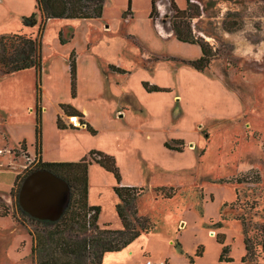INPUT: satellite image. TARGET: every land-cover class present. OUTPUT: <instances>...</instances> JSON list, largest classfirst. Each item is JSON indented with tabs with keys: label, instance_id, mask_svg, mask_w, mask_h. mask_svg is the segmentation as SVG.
<instances>
[{
	"label": "rangeland",
	"instance_id": "1",
	"mask_svg": "<svg viewBox=\"0 0 264 264\" xmlns=\"http://www.w3.org/2000/svg\"><path fill=\"white\" fill-rule=\"evenodd\" d=\"M27 1L0 0V13L5 8L9 11L7 17L0 18V36L35 32V28L24 31L20 18L25 15L16 13ZM173 1L185 10L176 15L179 19L174 20L169 0H156L150 18L156 31L168 37L160 55L145 51L158 46L144 25L151 0H132L129 11L128 0H105L102 18L110 31L103 33L100 28L91 34L97 56L128 72L111 73L109 79L118 81L121 90L129 86L135 96L126 99L131 105L132 125L128 115L124 119L138 137L137 143L132 142L130 161L139 166L133 186L142 187L143 192L134 206L137 216L154 224L151 233L139 236L120 252L106 254L102 264H145L147 260L219 264L223 247L229 251L231 264H242L244 237L253 252L246 264H264V0H189V5L186 0ZM128 13L133 16L130 25L124 18L120 21ZM63 22L76 28L80 21ZM173 22L189 26L193 40L211 48L212 57L202 72L182 63L199 57H183L189 51L175 39ZM56 24L44 30L48 43L55 37ZM127 29H136L130 31L132 35L142 33L138 40L144 47L127 35ZM70 30L64 34L71 35ZM101 60L97 62L103 67ZM34 78L32 70L5 75L0 69V132L6 136L5 142L0 134V149L13 148L20 136L25 140L34 137ZM142 81L170 92L148 93ZM43 86L48 90L46 83ZM41 92V97L51 99L52 93ZM110 97L106 95L109 104ZM96 131L100 147L119 148L118 153L127 158L123 149L129 142L105 128ZM161 139L181 152L169 149L175 154L166 153ZM177 140H182V145ZM20 144L3 158L0 155V161L9 165L0 181V211L2 206L8 209V218L0 217V264H33L28 233L40 229L20 215L10 194L20 185L13 172L18 169L21 175L22 166L29 168L35 163H29L26 145L22 150ZM156 188L167 192L171 188L173 196L162 199ZM95 193L97 188L92 190ZM113 200L117 203L113 190L104 188L98 200L100 228L121 229Z\"/></svg>",
	"mask_w": 264,
	"mask_h": 264
},
{
	"label": "trees",
	"instance_id": "2",
	"mask_svg": "<svg viewBox=\"0 0 264 264\" xmlns=\"http://www.w3.org/2000/svg\"><path fill=\"white\" fill-rule=\"evenodd\" d=\"M156 0H151L149 17L155 13ZM104 0H35V10L28 16L20 18L23 27L33 28L38 25L37 33L4 34L0 36V69L5 75L32 69L34 71V154L35 163L25 168L23 174L18 175L20 185L23 179L33 171L48 170L66 181L70 187V197L67 207L57 222L40 221L29 217L19 208V213L29 220L40 225V229L29 231L31 241V257L33 264H102L106 254L117 253L128 247L135 239L143 234H149L154 229V224L144 216H137L134 206L135 200L142 194L143 188L137 186H121V174L113 156L98 150H91L76 162H42L41 152V35L44 32L47 20L50 19H72L87 20L101 18ZM189 5L190 1L186 0ZM170 7L174 11V20L179 19L176 15H183L185 10H180L173 0H169ZM131 0H128V10ZM172 31L175 39L188 44H198L202 55L194 60H182V63L190 66L197 72H202L209 64L212 57L211 48L193 40L189 26L181 22H173ZM32 35V36H31ZM34 36V37H33ZM59 40L64 43L59 32ZM76 54L71 52L68 58L70 74V95L76 96ZM117 73H128L115 66H109ZM144 90L151 92H169V89L141 83ZM64 117L58 116L56 125L58 129L79 128L85 126L91 135L97 131L88 122L83 120V114L69 104H60ZM78 118V126L71 124L69 119ZM182 145V140H177ZM167 149L181 152L179 147H171L168 143ZM25 150V141L20 144ZM16 153V152H15ZM98 164L105 171L111 173L116 180L112 188L118 202L115 205L116 214L121 223V229L115 230L109 226H98V215L100 208L91 206L88 202V167ZM11 189L10 194L17 203L18 191ZM155 192L162 199H170L173 191L170 188H156ZM18 204V203H17ZM8 209L2 206L0 217H6ZM20 221V220H19ZM22 222V221H21ZM244 234V222L242 221ZM90 232V236L85 234ZM219 243L221 239H217ZM245 254L240 263L246 264L253 257V252L247 237L243 239ZM264 250V245L261 246ZM228 249L223 247L218 263L231 264ZM189 264H195L190 260Z\"/></svg>",
	"mask_w": 264,
	"mask_h": 264
},
{
	"label": "crops",
	"instance_id": "3",
	"mask_svg": "<svg viewBox=\"0 0 264 264\" xmlns=\"http://www.w3.org/2000/svg\"><path fill=\"white\" fill-rule=\"evenodd\" d=\"M27 2L28 4L26 7L18 6V8H16V13L25 16L30 15L35 10V0H28ZM0 14V18L3 19L4 17L8 16L9 11L5 8ZM102 17L103 12L101 18L79 20L80 22H76L78 23V26L76 28H72L71 24L63 22L65 20L73 21L72 19H50L46 22L45 29H47V27L52 23L57 24L55 28V37L53 40H51V42L48 43V41L44 40V32L41 35L42 62L40 87L42 88L43 93H52V97L50 100H46L47 98L41 97L40 160L42 162H76L84 155H86L89 151L98 150L108 155L112 154L115 157L116 164L119 167L121 174L120 185L133 186L135 185L133 178L136 176L139 166L138 164L136 165L135 163H132V161H130V156L133 154L132 142L137 143L138 137L136 133L137 131L133 129L127 122H125L124 119H126L128 115L129 123L132 125V116H130L129 114L131 105L129 106L126 104V99H134L135 96L133 95V92L129 86L124 87V89L121 90L118 81L111 82V80L109 79L111 73L117 72L113 71L112 69V71L107 70V68H109V66H118L115 65L112 61H108V59L101 60L97 56L98 48L96 47V43L92 42V32L95 31V29L97 30L100 28L102 29L103 33H107L110 31L109 24H107ZM123 18L129 25L133 20V16L131 13L126 14L124 17L122 16L120 21ZM90 25H94V28L92 29ZM144 25L146 26L145 31L148 35L150 34L149 36L151 40H154L155 44L158 45L157 47H153V45H151V50L145 48V51L149 54L160 55V50H163L165 48V42H168V37H164L162 34H160V32L156 31V28L151 25V19L149 16L146 18V22ZM37 27L38 25L33 27L35 28V32H32L30 34L37 33ZM25 28L24 31L26 32H30L33 29L29 28L30 30L28 31ZM66 29H71V35L66 36L64 34ZM134 30L135 31H133L132 29H127L125 31L129 37L135 38L144 47V44H142L143 42H140V40H138L139 36L143 37L142 33H138L139 36L137 34H130V31L137 32L136 29ZM59 32L62 35L64 43H61L59 40ZM180 43L185 45L186 47L184 49H188L189 51V53H183V57L197 58L202 55L199 45L183 42ZM71 52H75V54L77 55L76 96L74 98H72L70 95V74L68 66V58ZM98 60L103 61L105 63V66L100 67L97 62ZM118 68L123 69L122 67ZM44 83L49 86L48 90H45V87L43 86ZM152 85L158 86L157 84ZM158 87L163 88L161 86ZM108 94H111V104H109V100H106V95L108 96ZM135 100L132 101L136 102ZM60 104H69L77 109L80 113L83 114V120L85 122H88L94 129L105 128V130L107 131L116 132V134L121 137V141L125 140L126 142H129V147L126 146L123 149V152L127 153V158L125 159V155L123 156L122 154L118 153V150L121 151L119 148L111 151L108 148L100 147L98 145V142L96 141L97 134L91 135L86 130L85 126H80L79 128H67L64 130L58 129L56 125L57 117H64V114L60 108ZM1 120L5 122V119ZM0 134L6 142L5 134L3 132H0ZM23 140L25 141L26 145L25 152L29 156V163H31L35 159L34 137L32 140H25L22 136H20L16 140V145H14V147L11 149L18 147L19 143ZM159 141L161 143L162 150H164L166 153L169 152L171 154H175V152H171L169 149L165 148L164 144L166 142L164 143V140L161 139ZM11 149L8 148L7 151H5V148L0 149L1 158H3L6 154H10ZM0 163L1 181L3 180V175H5L6 171L9 169V165H7V162H3L2 160L0 161ZM25 168L26 166H22V169ZM127 170H129L130 173H128L129 171ZM20 173V170H15L13 172V178H16ZM87 174L89 205L98 206L100 208L98 200L103 195L104 188H108L109 190L112 189L116 185V180L111 173L105 171L98 164H91L88 167ZM94 188H97V193L93 195L92 190ZM5 204L6 206H8L7 203ZM116 204L117 203L115 202V200H113L112 209ZM1 218L7 219L8 217L6 216Z\"/></svg>",
	"mask_w": 264,
	"mask_h": 264
},
{
	"label": "water",
	"instance_id": "4",
	"mask_svg": "<svg viewBox=\"0 0 264 264\" xmlns=\"http://www.w3.org/2000/svg\"><path fill=\"white\" fill-rule=\"evenodd\" d=\"M70 187L48 170H37L22 181L17 203L33 219L57 222L68 205Z\"/></svg>",
	"mask_w": 264,
	"mask_h": 264
},
{
	"label": "built area",
	"instance_id": "5",
	"mask_svg": "<svg viewBox=\"0 0 264 264\" xmlns=\"http://www.w3.org/2000/svg\"><path fill=\"white\" fill-rule=\"evenodd\" d=\"M71 124L75 127L78 126V118H72ZM145 264H169L166 260H159V261H151L147 260Z\"/></svg>",
	"mask_w": 264,
	"mask_h": 264
}]
</instances>
